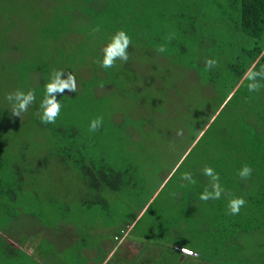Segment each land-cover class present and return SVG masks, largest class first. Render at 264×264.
I'll use <instances>...</instances> for the list:
<instances>
[{
    "label": "rangeland",
    "instance_id": "rangeland-1",
    "mask_svg": "<svg viewBox=\"0 0 264 264\" xmlns=\"http://www.w3.org/2000/svg\"><path fill=\"white\" fill-rule=\"evenodd\" d=\"M199 7L203 12L196 17L193 10ZM223 7L224 4L217 5L211 0H0V35L10 46L8 53L1 55L14 63L18 86H23L24 78L30 76V81L27 78L28 88L36 95V102L26 113L20 118L12 117L10 107L5 104V94L16 88L13 85L0 86V147L6 145L11 161L30 167L24 171V178L19 173L13 174L10 193L15 199L5 205L2 198L6 195L0 194V260L3 263L10 264L8 261L12 258L5 249H10L16 235L22 233L21 229L14 228V222H9L12 217L30 216L36 225L41 223L38 227L58 232L60 226L66 224L65 220L75 215L74 225L98 227L95 239H98L100 248H105L112 242L118 223L131 222L141 209L143 199L147 198L144 194L149 197L156 191L152 197H155L156 212L160 211L158 216L150 212L145 214L132 235L157 251L158 264H167V256L172 254V250L167 248L178 240L206 250L204 258L192 264H206L210 255L221 260L208 264H241L234 259L238 255L232 253L233 249L225 242L231 241L229 229L232 226L231 231L243 229L234 225L242 224L245 216L226 214L227 204L219 200L204 202L187 197L189 192L200 193L203 189L190 185L180 187L181 173L167 180L169 171L177 166L178 157L190 152L193 146L189 138L178 137L175 133L176 127L182 123L183 114L186 111L185 117H189L192 116L189 112L194 111L195 115H205L210 108L217 106L228 86L224 78L230 69L228 63L235 62L237 55L241 54L238 36L227 35L230 31L225 20L229 9L223 10ZM96 25H100L101 32L94 38L89 32ZM117 30L125 31L132 41L128 49L129 59L127 63L117 60L112 68H101L95 63L102 58L100 49ZM131 32L135 36L129 35ZM170 35L175 38L169 41ZM160 45L166 47L164 53L157 51ZM209 56L217 61L216 66L210 69L211 73L205 67L196 70L199 68L196 62L204 63ZM3 60L0 57V66ZM58 69L72 72L76 77L77 91L65 92L63 96L58 94L57 99L62 97L64 103L75 105L67 110V115L72 108L76 110L70 122L80 128L77 135L79 143L99 142L107 163L115 169L138 167L136 176L130 174L132 178L142 180H138L136 186L128 189L125 185L117 192L105 189L94 192L85 186L79 171L70 162L61 161L59 151L47 139H51L49 135L46 137L44 132H39L33 136L34 117L39 118L35 115L37 105L43 98H39L37 88L44 95L39 78H43V73L49 76ZM108 75L112 80L100 84L93 96L90 86L97 79L107 80ZM131 75L136 78L153 77L154 86L151 85L148 92V102L152 101L151 105L155 106L160 98H164V114L159 110H152V113L143 103L127 101L128 96L126 100L118 101L122 93L116 88L121 87L128 95L127 90L130 89L126 81ZM211 75L212 79L205 77ZM93 76L95 78L90 81ZM94 98L100 110L94 106ZM122 101H126V109ZM254 102L249 107L257 112L259 103ZM118 104L121 111L123 109L121 113L114 112L119 110ZM101 105L104 109L107 106L111 109L109 112L105 110L109 115L107 119ZM126 110L132 115L145 113L155 117L151 122H147L149 119L132 120L135 124L132 126L130 121L123 120L124 117L130 118ZM101 116L103 125L97 137L95 132L89 131V123ZM132 131L135 133L131 134ZM194 178L198 180L199 176ZM97 197H104L105 203H94ZM13 208L30 215H11ZM169 215L172 216L170 220L176 223L174 229L166 223L165 218ZM249 222V230L254 232L247 235L241 255L243 260L247 259L246 263L258 264L264 261V250L255 243L260 238L256 225L253 220ZM163 224H167L168 229ZM37 240L41 248L49 247L56 256L52 261L61 255L71 257L74 255L72 248L78 245L73 235L63 237L59 244H54L46 235L39 234ZM238 241L244 242V239L239 238ZM129 246L131 252L127 258L138 248L133 242Z\"/></svg>",
    "mask_w": 264,
    "mask_h": 264
},
{
    "label": "trees",
    "instance_id": "trees-1",
    "mask_svg": "<svg viewBox=\"0 0 264 264\" xmlns=\"http://www.w3.org/2000/svg\"><path fill=\"white\" fill-rule=\"evenodd\" d=\"M211 3L217 5L224 4L223 10L227 8L229 9L227 16L228 19L225 20L226 26L230 31L227 35L235 36L234 34H236L238 36L240 41H238V44H241V54L237 55L235 62L228 63L230 69L229 72L224 75V78L228 82V86L222 93L217 106L215 108H210L205 115H198L197 113L195 115L194 111L189 112L192 114V116L190 115L189 117H185L187 113L186 111L183 114V118H181L182 123H180L176 129H183L185 138H189L191 144L193 143V146L190 148L191 153L188 152L187 154L178 157L176 165H179V168L177 170L176 166L174 168L175 171L170 170V173H168V175L170 174V177L167 180L169 181L171 176L176 173L190 171L192 172L193 177L199 176V179L196 180V184L190 186H196L199 187V190H202L209 183V178L203 175L202 169L205 166H209L219 174L220 183L224 187L226 193L230 192L234 196L243 197L247 201L246 205L241 208L240 213L238 214L244 215L245 217H240L245 219V221L242 224L238 223L234 225L242 226L243 229L240 231H231L232 226L229 229L230 233L232 232L229 236L231 241H227L225 244L227 243L226 245L233 249L232 253L239 256L234 258L238 263L250 264L246 263L248 262L246 261L247 259H242L241 247L246 243L245 239L247 235L249 234L250 236L254 232L252 229L249 230L251 224L249 221L251 220H253V224L256 225L254 227L257 229L260 236L257 241L255 240V243L258 246H262L264 250V88H261L259 92H249L247 89L248 81L244 78V74L252 66H255L258 70L260 66L264 65V0H211ZM181 4L185 3L181 2ZM193 11L196 13V17H199V13L203 12V9L202 7H199ZM160 15L162 17L163 14L160 13ZM129 35L135 36L132 32L129 33ZM9 42L11 44V41ZM9 50L10 46L7 41L4 40V37L0 35V57L5 59L0 66V86L11 87L13 85L16 89L28 91L29 82L27 78L30 81V76L28 75L27 78H24L25 82L23 86H18V82L15 81L14 77L16 74L14 63L1 55L2 53H8ZM208 58L210 59V56ZM195 65L199 67H196V70L205 67L203 61H197ZM151 67L156 68L155 65H152ZM208 71L210 72V70ZM205 77L207 79H212V75ZM94 78L95 77L93 76L90 81H93ZM107 78V80L97 79L92 86H90L89 89L93 96L96 92V88L99 87L100 84L112 80L110 75H108ZM2 79L5 81L2 82ZM39 80L42 82L44 89V84L49 80V76L46 73H43V78H39ZM124 80L126 81V79ZM124 80H121L120 82ZM153 83L152 76H147L146 78H136L135 75L128 76L126 84L131 92L127 90V95L121 87H117L116 90H120L122 93L120 96L122 98L118 101L126 100L128 96L129 100L127 101L140 104L143 103L144 107L145 105L148 106L151 112L152 110H159L164 114V98H160V101L157 100L158 105L156 104L155 106L151 105L152 101L148 102V92L152 88L151 85L154 86ZM37 90L39 98H42V93L38 88ZM161 96L164 95L161 94ZM63 99L62 97L57 99L60 101L62 107L60 115L55 123L42 124L39 118L34 117L36 124H33L35 126L32 130L33 136H35V134L37 135L39 132H44L43 136L45 135L46 137L49 135L51 139H47L48 141H51L53 146L59 151L58 153L60 155L58 156L59 158L61 157V161L70 162L76 170L79 171L81 180L85 186L94 192L102 191V189H105V191L112 190L117 192L121 191L125 185L128 189L136 186L139 177L134 179L130 174H135V171L139 170L138 167L132 165L125 167L124 169H115L107 163L103 147L98 146L99 142L95 141L86 145L79 143L77 135L80 134V128L76 127V124L70 122L74 119L72 115L76 110L72 108L69 115H67V110L75 105L70 102L64 103ZM254 101H256L257 104L259 103V107H256L257 112L249 107V105L253 106L255 103ZM92 102H94V106L100 110V106L96 105L95 98ZM122 103H124L123 105L126 109V101H122ZM5 104L10 107L8 103ZM37 107H39V105H37ZM117 108L120 111L116 109L114 112L117 111L121 113L123 111V109L121 111L120 105L117 106ZM101 110L104 111L103 113L107 119L109 115L105 113V110L109 112L111 109L108 106L104 109L101 105ZM128 115L130 118L124 117L123 120L127 123L130 121L132 126L134 124L132 120L140 122L149 119L147 122H151L152 118L155 117L154 114L145 113ZM30 118L32 119V117ZM95 133L98 137L100 129ZM133 133L135 132L132 131L131 134ZM66 150L68 152L64 153ZM6 152V145L0 147V194L6 195V198H2L5 205L8 204L10 200L15 199L14 197H11L10 193L13 189L12 183L14 181V172L19 173V176L24 178V171L30 170V167L26 168L24 165H19V163L17 164L16 162L11 161ZM245 164L251 167L253 171L250 178L247 180H241L236 173L237 170ZM130 168L134 169V171H131ZM139 181L141 182L142 180ZM155 192L150 193L151 195H149V197L148 194H144L147 198L143 199L141 209H139L137 212L138 214L134 216L131 222L118 223L120 226L123 225V228L117 226L114 229L116 235L112 236V242L116 243L122 240L129 224L133 223L138 215L139 217L134 222L132 228H135L142 217L149 212L158 216L157 213L160 211L156 212L155 197H152ZM189 193L190 194L187 197H192L194 200L199 199L200 193L198 191L195 193ZM157 195L158 194L156 193L155 196ZM227 199L228 197L225 195L222 196L219 201L220 203L227 204ZM0 202H2L1 199ZM93 202L104 204L105 199L104 197H97ZM12 210H14V212H12L11 215H16V212H20L18 209L15 210L13 208ZM22 212L23 211H21V213ZM163 212L166 214V211ZM170 218H172L170 215L165 218L166 223L172 225L171 227L174 229L173 226H175L176 223L170 220ZM234 218L236 219L237 216ZM170 221L172 224H170ZM229 223L232 224L233 222ZM167 224H163V227ZM164 228L168 229L166 226ZM239 238L244 239V242H239ZM175 245L178 247L184 245L194 251H196V248H198L199 251L201 250L198 246L192 243L178 240L174 242L172 247L167 248V250H172L171 255L175 256L177 248ZM248 246H250V244H248ZM199 254L203 255L204 251ZM171 255L168 254L166 262H170ZM210 259L213 263L217 261V259L221 260L220 257L213 255H210ZM258 264H264V261H260Z\"/></svg>",
    "mask_w": 264,
    "mask_h": 264
},
{
    "label": "clouds",
    "instance_id": "clouds-1",
    "mask_svg": "<svg viewBox=\"0 0 264 264\" xmlns=\"http://www.w3.org/2000/svg\"><path fill=\"white\" fill-rule=\"evenodd\" d=\"M101 32L100 25H96L91 28L89 35L96 37ZM174 35L168 37L169 41L174 39ZM132 41L127 33L123 30H117L113 35L108 37V42L100 49L101 59H97L95 63L104 69L112 68L116 65V61L119 60L122 63H127L129 59L128 49ZM157 51L164 53L166 47L160 45ZM205 68L210 70L216 66L217 61L215 59H206L204 61ZM66 77V78H64ZM244 78L248 81L247 89L249 92H259L261 88H264V65L260 66L257 70L255 66L250 67L244 74ZM77 91L76 77L72 72L65 73L63 69L53 70L49 75V81L44 84V95L39 103V107L36 116L39 117L42 124L55 123L56 119L61 112V103L57 100V95L63 96L65 92L75 93ZM5 100L10 105V113L12 117L20 118L23 113H26L29 108L36 102L35 92L31 89L24 91L16 89L5 94ZM103 125V117H97L90 121L89 131L96 132ZM176 135L178 137L184 136L183 129H177ZM179 165H177V170ZM175 171V170H174ZM252 168L247 164L243 165L237 170V176L241 180H247L252 175ZM203 175L209 178V183L204 187L203 191L199 194L201 201L207 202L209 200H219L222 196H227V212L229 215H238L242 207H244L247 201L243 197H236L232 193L225 192L224 187L220 183L219 174L209 166H205L202 169ZM174 174V173H173ZM180 180L182 183L180 187H188L189 185H195L196 180L193 177L192 172L184 171L180 174ZM175 196V193H170ZM182 251H188L184 249ZM190 255L198 258V253H189Z\"/></svg>",
    "mask_w": 264,
    "mask_h": 264
},
{
    "label": "crops",
    "instance_id": "crops-1",
    "mask_svg": "<svg viewBox=\"0 0 264 264\" xmlns=\"http://www.w3.org/2000/svg\"><path fill=\"white\" fill-rule=\"evenodd\" d=\"M18 215L30 214L17 212L14 216ZM74 216L68 217L67 220H65L66 224L60 226L57 230L60 232L59 235H57L58 232L51 228L38 227L41 223L36 225V223L29 218L30 216L22 218L12 217L9 222H14L17 225H15L14 228L21 229L22 233L21 235H16L17 242L13 240L14 244H12L10 249H5L12 258L8 263L12 264L11 262L14 261V264H158V259L156 257L157 251L153 248H148V245L142 244L139 239L133 238V223L129 224L122 240L116 243L110 241L108 246L105 245V248H100L98 239H95L98 227L96 226V229L95 227L87 228L84 225L86 228H82L80 224L74 225L76 221ZM35 226H37L38 229L35 228ZM119 227L123 228V225H119ZM34 229L35 232H33ZM39 234L43 237L44 235H46L47 238L50 237V241H53L54 244H59L60 240L65 236L68 237L73 235L78 241L77 247L75 249L72 248L74 255H71V257L61 255L57 257V260L52 261L56 256H54L49 247L46 249L41 248L40 241L37 240ZM114 235H116L115 232L112 236ZM0 236H2V234H0ZM130 238H132V240H130ZM70 239L71 238L68 240L70 241ZM132 242L137 244L138 248H136L132 256H128L127 258V254L131 252L129 245ZM148 242L149 240H147V243ZM180 246L183 247L184 245ZM175 247L178 246L175 245ZM196 251L199 254L206 250L201 249L199 251V249L196 248ZM175 252L176 256L171 257L170 262H167V264H192L193 261L204 258V254H199L198 258L185 255L179 252L177 248ZM208 262L212 263L213 261L209 258L206 264H208ZM0 264L5 263L0 260Z\"/></svg>",
    "mask_w": 264,
    "mask_h": 264
},
{
    "label": "built area",
    "instance_id": "built-area-1",
    "mask_svg": "<svg viewBox=\"0 0 264 264\" xmlns=\"http://www.w3.org/2000/svg\"><path fill=\"white\" fill-rule=\"evenodd\" d=\"M184 249H187L188 251L186 252V251H182V250H184ZM177 250L179 251V252H181V253H183V254H185V255H188V256H192V255H190L189 253L191 252V253H198V252H196V251H194L193 249H191V248H189V247H185V246H179V247H177ZM192 257H194V256H192Z\"/></svg>",
    "mask_w": 264,
    "mask_h": 264
}]
</instances>
